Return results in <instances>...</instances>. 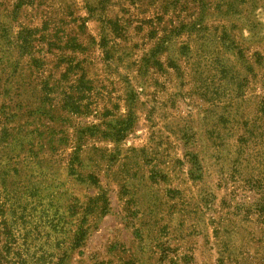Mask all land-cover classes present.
<instances>
[{
	"label": "rangeland",
	"instance_id": "374dc122",
	"mask_svg": "<svg viewBox=\"0 0 264 264\" xmlns=\"http://www.w3.org/2000/svg\"><path fill=\"white\" fill-rule=\"evenodd\" d=\"M0 264H264V0H0Z\"/></svg>",
	"mask_w": 264,
	"mask_h": 264
}]
</instances>
